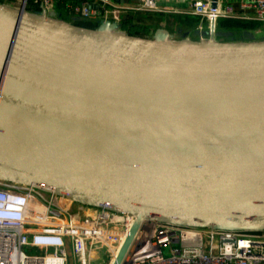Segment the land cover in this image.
Returning <instances> with one entry per match:
<instances>
[{"label": "water", "instance_id": "95a60500", "mask_svg": "<svg viewBox=\"0 0 264 264\" xmlns=\"http://www.w3.org/2000/svg\"><path fill=\"white\" fill-rule=\"evenodd\" d=\"M26 8V0L16 9L0 5V16L15 13L7 41L0 40V180L135 216L113 264H121L144 219L264 230V66L235 68L255 52L212 61L223 52L81 49L73 37L121 25L90 30L58 20L73 31L64 44L30 27ZM34 15L57 20L54 12ZM21 33L43 51L25 47ZM235 35L213 31L195 42H257L254 32ZM126 38L154 45L173 36L159 30L147 40ZM188 72L211 75L168 76Z\"/></svg>", "mask_w": 264, "mask_h": 264}, {"label": "built area", "instance_id": "2783aa9c", "mask_svg": "<svg viewBox=\"0 0 264 264\" xmlns=\"http://www.w3.org/2000/svg\"><path fill=\"white\" fill-rule=\"evenodd\" d=\"M57 2L32 0L31 5L48 14ZM64 9L81 20L115 25L126 15L160 13L156 0L135 5L70 0ZM190 15L207 22L210 33L223 20L264 24V0L239 7L197 0ZM135 221V216L112 211L106 204H79L43 186L0 180V264H93L102 251L113 264ZM121 264H264V230L201 229L144 219Z\"/></svg>", "mask_w": 264, "mask_h": 264}, {"label": "bare ground", "instance_id": "6f19581e", "mask_svg": "<svg viewBox=\"0 0 264 264\" xmlns=\"http://www.w3.org/2000/svg\"><path fill=\"white\" fill-rule=\"evenodd\" d=\"M0 16V40L6 42L10 34V25L6 22L10 18L15 16L14 14H6L4 11L1 12ZM24 20L33 29L44 30L47 36H52L60 42L65 43L68 40L67 37L72 34L73 31L69 29L65 24L60 23L58 20L42 18L40 16L34 15L32 12H27L24 15ZM93 36V37H92ZM84 37V36H83ZM86 37V36H85ZM87 38L84 39L80 37H73L72 44L81 49H92L101 50L104 48L113 49L116 52L130 51V52H150L152 50H178V49H193V50H206L208 48L210 51L214 50L216 52H223L222 56L210 55L212 61H218L226 59L230 56H239L244 52H255L256 57L249 59L248 61H241L235 65V68L240 70L241 73L251 72L259 67L264 66V41L254 42V43H244V44H226L219 45L210 48V46H205L204 44H199L193 42L189 39L181 40L179 42L174 39H168L163 44H150L145 42H139L126 38V35L120 31H110L100 34H87ZM20 40H22L25 47L28 49L41 53L43 48L38 45V42L33 41L30 37L26 36V33H21ZM88 40H91L94 44H88ZM39 41V40H38ZM206 50V51H209ZM230 52H233L231 54ZM239 72V71H236ZM211 75L207 72H188V73H169L168 76L181 77V76H204Z\"/></svg>", "mask_w": 264, "mask_h": 264}, {"label": "crops", "instance_id": "0c3cea01", "mask_svg": "<svg viewBox=\"0 0 264 264\" xmlns=\"http://www.w3.org/2000/svg\"><path fill=\"white\" fill-rule=\"evenodd\" d=\"M10 3V6H14L12 0H1ZM65 2H69L70 0H64ZM122 4H130L135 5L139 4L141 0H117ZM197 0H156V5L160 13L153 14H131L129 16H133V20L136 24L141 27L146 28L148 30V35H153L155 32L159 30L167 31L173 38L178 35L189 34L190 40L194 41L200 40L202 37H207V34H210L209 25L207 22L200 20L197 17L190 15L191 5ZM222 6L232 5L234 7H239L241 4L250 2L252 0H218ZM57 14V12H61V9H56L53 11ZM69 16L72 21L78 19L71 15ZM96 24H98L96 22ZM235 24V23H234ZM225 21H220L216 25L215 33L218 35H224L230 32L235 31L234 29H227ZM248 31V30H245ZM243 32V31H241ZM250 32V31H248ZM257 36V32H254ZM221 38V37H217ZM222 39V38H221ZM221 39H217L221 40Z\"/></svg>", "mask_w": 264, "mask_h": 264}, {"label": "rangeland", "instance_id": "374dc122", "mask_svg": "<svg viewBox=\"0 0 264 264\" xmlns=\"http://www.w3.org/2000/svg\"><path fill=\"white\" fill-rule=\"evenodd\" d=\"M31 1L32 0H28V4L29 5H27L26 11L27 12H32V13H35V14H38V11L35 10V8L31 5ZM12 2H13V5H14L13 7L9 5L10 3L5 2V1H1V0H0V5L1 6H6L8 8L16 9V7H18L21 4L22 0H12ZM64 14L67 15L68 13H67V11L65 9H62L60 13L59 12H57V14L55 13V15H56V18L55 19H57L59 21H62V22H65V23H68V24L69 23L70 24H73L76 27H80V26L74 24L72 22L71 18H69V16H64ZM92 25H96V24H92ZM262 25H264V24L257 25V26H259L258 29H257L258 32H257V37H256L257 38V42H263L264 41V31H263L264 30V26H262ZM95 27L96 28H94L93 26H90V27H80V28L90 29V30H97L99 28V24L97 26H95ZM123 30L124 29H120V32L123 33V34H126L127 36H131V37L142 38V39H146V40H147L148 37H150V38L153 37V35H148L149 33L145 32V31L135 30V31H131L130 33H128V32H125ZM235 37H236L235 38L236 41L241 40L242 39V32H236ZM173 39L175 41L179 42V41L182 40V36L181 35H178V36H175ZM217 39H221V38H217ZM191 41H194V40L191 39ZM228 42L229 41H227L225 43H228ZM221 43H224V42H221ZM163 253H164L165 256H168V254H169L168 250H166V249L163 251ZM70 261H71V263L73 262V257H72L71 254H70ZM109 263H110V256H109V254L106 251H102L100 253V255H99V258L93 264H109Z\"/></svg>", "mask_w": 264, "mask_h": 264}, {"label": "trees", "instance_id": "16d2710c", "mask_svg": "<svg viewBox=\"0 0 264 264\" xmlns=\"http://www.w3.org/2000/svg\"><path fill=\"white\" fill-rule=\"evenodd\" d=\"M65 1L61 0L60 2H57V8L58 9H64L65 8ZM29 5V4H27ZM35 10L39 11V8H35ZM131 15V14H130ZM133 16H129L126 15L122 18V21L120 22L121 25V29H124L123 31L130 33L131 31H135V30H139V31H145L147 33L148 30H146V28L139 26L138 24H136L133 20ZM225 21L226 26H224L227 29H234L235 33L236 32H241V31H245L248 30L250 32H258V27L257 23H252V22H239V21H230V20H223V22ZM74 24L80 26V27H90L93 26L94 28H96L95 26H97L98 24H96L95 22H91V21H85V20H81V19H76L74 21H72ZM235 23V24H234ZM92 24H96V25H92ZM264 26V25H262ZM233 31V30H232ZM264 31V30H263Z\"/></svg>", "mask_w": 264, "mask_h": 264}]
</instances>
